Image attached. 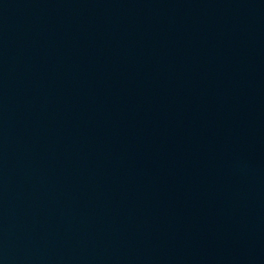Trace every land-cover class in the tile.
<instances>
[{
  "label": "water",
  "instance_id": "obj_1",
  "mask_svg": "<svg viewBox=\"0 0 264 264\" xmlns=\"http://www.w3.org/2000/svg\"><path fill=\"white\" fill-rule=\"evenodd\" d=\"M0 264H264V0H0Z\"/></svg>",
  "mask_w": 264,
  "mask_h": 264
}]
</instances>
